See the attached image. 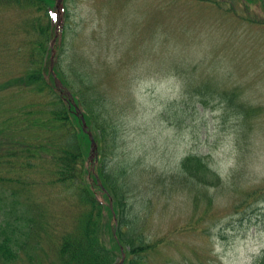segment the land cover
Masks as SVG:
<instances>
[{"label": "rangeland", "instance_id": "1", "mask_svg": "<svg viewBox=\"0 0 264 264\" xmlns=\"http://www.w3.org/2000/svg\"><path fill=\"white\" fill-rule=\"evenodd\" d=\"M62 4L68 20L61 56L70 59L79 53L87 58L99 69L96 74L102 73L96 79V83L102 80L98 88L117 96L115 105L107 103L112 116L105 115L118 127L109 144L110 151H116L112 164L117 163L114 166L124 175L140 171L148 180L141 181L143 188H136L129 197L138 202L140 216L146 218L144 232L161 240L147 264H252L264 249V192L249 198V203L244 198L252 188L264 187V25L257 22L264 21V0H222L219 6L199 0H65ZM60 11L56 40L65 18L62 7ZM27 13L28 9L0 8V80L4 71L22 72L14 61L10 67L5 52L24 40L25 34L14 28ZM67 61L66 74H74ZM213 65L222 68L218 73L224 87L230 82L245 85L251 102L263 110L251 120L255 125L243 143L244 170L234 180V133L239 119L228 113L222 116L221 105L195 111L184 103L187 91L194 90L208 72L212 74ZM11 90L15 89L2 92L1 108L3 103L24 107L34 98L30 91L14 95ZM174 105L178 110H172ZM94 125L92 120L87 127ZM91 136L82 138L89 158ZM187 153L207 155L213 169L228 182L202 189L215 200L190 192L186 184H171L168 179L156 182L153 177L151 169L162 175L173 173ZM93 159L90 169L97 173L98 151ZM8 189L0 186V195L9 198ZM18 189L17 193L23 191ZM58 191L50 185L36 186L31 194L36 211L28 206L31 200L15 197L16 212L35 219L37 231L26 238L25 249L12 264L56 261L52 253L56 238L72 225L78 205L71 199L66 206ZM235 201L240 204L233 207ZM8 209L0 203V223L9 218Z\"/></svg>", "mask_w": 264, "mask_h": 264}, {"label": "trees", "instance_id": "2", "mask_svg": "<svg viewBox=\"0 0 264 264\" xmlns=\"http://www.w3.org/2000/svg\"><path fill=\"white\" fill-rule=\"evenodd\" d=\"M55 1L0 0L1 9H28L27 18L14 28L25 34L24 40L5 52L6 60L10 61L8 64L14 61L22 72L4 71V79L0 80V100L4 95L2 92L7 89H15L11 90L14 95L21 91H30L34 95L24 107L18 103H3L4 108L0 106V186L9 188V198L7 194L0 195V203L9 208V218L0 223V264L17 261L19 253L26 247V238L37 231L35 219L16 212L19 203L15 197L25 196L27 201L31 200L28 206L36 211L32 191L36 186L48 185L59 188V199L64 200L66 206H69L67 200L74 199L78 203L72 225L56 238L55 250H52L56 261L50 260V264H147L161 240L152 239L144 232L146 218L140 216L138 202L129 200L132 191L143 188L140 182L145 178L140 171L124 175V170L114 166L117 163L112 164L116 151H110L109 144L115 138L112 132H117L118 127L116 121L112 123L106 116H112L107 103L110 101V105H115L117 96L98 88L102 80L96 83V79H100L102 73L96 74L99 69L89 64L87 58L79 53L77 57L73 53L74 57L70 59L61 56L66 44L65 23L55 41L58 48L54 45L57 51L53 70L50 69V43L55 34L51 10ZM199 1L219 6L222 0ZM257 22L264 25V21ZM66 60L75 75L66 74ZM213 66L212 74L207 73L210 76L201 78L191 92L187 89L189 98L184 103L195 111H205L208 107L214 110L221 105L222 116L226 117L228 113L239 119L234 133L237 148L234 169L231 170L234 180L244 170L243 143L255 125L251 120L263 110L251 102L245 85L242 88L236 82H230L224 87L223 78L218 73L222 68ZM185 81L184 86H187ZM172 110H178V107L174 105ZM80 115L87 125L96 121V125L86 129L92 132L96 151L101 156L97 173L90 169L93 162L82 148V138L88 137V133ZM151 171L156 182L168 179L171 184H186L190 192L198 191L208 200L215 198L202 189L211 185L223 187L228 183L213 169L208 156L198 153L185 154L173 173L162 175ZM238 183L242 185L241 181ZM19 186L23 189L21 193H17ZM66 192L71 196H66ZM165 192L162 187L161 193ZM263 192L264 187H254L244 198L248 202L249 198L256 199ZM236 201L233 207L240 204ZM194 203L196 206V198ZM165 241L162 239V243ZM252 264H264V249L255 256Z\"/></svg>", "mask_w": 264, "mask_h": 264}, {"label": "bare ground", "instance_id": "3", "mask_svg": "<svg viewBox=\"0 0 264 264\" xmlns=\"http://www.w3.org/2000/svg\"><path fill=\"white\" fill-rule=\"evenodd\" d=\"M58 15H59V13H58V7H57V4H56V2H55V3H54V7H53V9L51 10V19H52V21H54L56 24L59 25ZM67 20H68V17L65 16V18H64V20L62 21L61 24L66 23ZM64 21H65V22H64Z\"/></svg>", "mask_w": 264, "mask_h": 264}]
</instances>
